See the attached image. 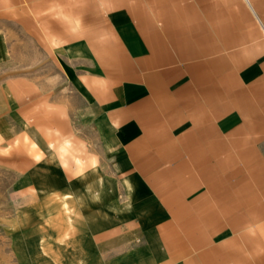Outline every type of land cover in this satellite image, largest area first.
I'll use <instances>...</instances> for the list:
<instances>
[{
  "label": "crops",
  "instance_id": "crops-1",
  "mask_svg": "<svg viewBox=\"0 0 264 264\" xmlns=\"http://www.w3.org/2000/svg\"><path fill=\"white\" fill-rule=\"evenodd\" d=\"M9 19L65 25L17 264H264V0H0V61Z\"/></svg>",
  "mask_w": 264,
  "mask_h": 264
},
{
  "label": "rangeland",
  "instance_id": "rangeland-1",
  "mask_svg": "<svg viewBox=\"0 0 264 264\" xmlns=\"http://www.w3.org/2000/svg\"><path fill=\"white\" fill-rule=\"evenodd\" d=\"M9 20L1 27L8 36L10 51L0 61V264H17L14 245L18 214L32 198L24 146L16 136V109L34 95H48L65 84L54 50L60 43L54 27L63 33L64 23L41 19L40 36L36 37L32 22Z\"/></svg>",
  "mask_w": 264,
  "mask_h": 264
}]
</instances>
